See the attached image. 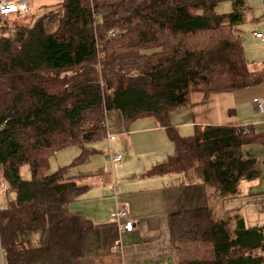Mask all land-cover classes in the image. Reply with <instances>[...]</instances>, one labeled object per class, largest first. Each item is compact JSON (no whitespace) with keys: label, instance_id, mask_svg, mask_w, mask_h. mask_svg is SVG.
I'll use <instances>...</instances> for the list:
<instances>
[{"label":"trees","instance_id":"obj_1","mask_svg":"<svg viewBox=\"0 0 264 264\" xmlns=\"http://www.w3.org/2000/svg\"><path fill=\"white\" fill-rule=\"evenodd\" d=\"M223 2L230 12H217ZM251 8L248 0H62L14 37H0V182L15 193L0 209L7 264H74L93 251L95 230L63 209L89 188L72 170L98 152L93 144L106 139L112 110L166 128L175 152L148 174L181 172L206 187L207 207L170 215L179 264H264V228L217 206L261 177V161L243 147L264 143V133L213 125L181 136L170 123L194 92L264 82L240 33ZM71 146L82 153L51 172L53 156ZM26 164L30 179L20 175ZM39 230L44 245L29 247L26 234Z\"/></svg>","mask_w":264,"mask_h":264},{"label":"crops","instance_id":"obj_2","mask_svg":"<svg viewBox=\"0 0 264 264\" xmlns=\"http://www.w3.org/2000/svg\"><path fill=\"white\" fill-rule=\"evenodd\" d=\"M19 1L26 2L28 12L12 14L8 19L0 16V37H14L19 26L33 25L42 12L62 0ZM261 20L264 23V18ZM262 31L264 29H251L250 35L242 39L243 44L253 37L260 39L264 52V39L255 36V33ZM246 56L252 71L264 69V57L252 58L251 55L249 60L247 51ZM258 64H263L262 68H257ZM256 97H264V82L209 96L194 92L189 107L170 112V123L181 136L193 134L197 126L213 125L243 126L262 134L264 112L255 107ZM109 114L114 116L108 117ZM107 129V133L116 134L111 146L123 155V159L111 161L107 138L93 144L98 152L91 164L73 173L80 175L89 188L63 209L64 216L79 219L86 229L95 230L93 251L76 259L74 264H179L184 258L183 249L180 245L173 247L170 215L207 207L209 199L205 185L191 182L181 172L148 174L154 166L163 163L175 152L166 128L154 117L126 122L120 111L112 110L107 113ZM262 146L264 148V143L243 147L246 156L261 161L259 180L244 182L240 196L217 205L221 213L241 215L245 226L251 228H264V156L261 157L258 150ZM12 197V194L0 193V207L7 208ZM120 209H127L134 220L131 232L121 229L111 218V213ZM26 236L31 248L43 246L47 239L44 230L30 232ZM262 254L264 256V252ZM0 264H7L1 246Z\"/></svg>","mask_w":264,"mask_h":264},{"label":"rangeland","instance_id":"obj_3","mask_svg":"<svg viewBox=\"0 0 264 264\" xmlns=\"http://www.w3.org/2000/svg\"><path fill=\"white\" fill-rule=\"evenodd\" d=\"M248 4L251 8V10L247 11V22H245L243 25L240 26V33L242 34L243 39L245 40L247 38V34L250 35L251 29L254 28H261L264 29V23L263 20H261L263 18V0H248ZM51 9H53V6L48 7L47 11L42 12V14L40 16H42L43 14L49 12ZM56 9H59L58 7H56ZM232 10V4L231 2H223L221 4H219V6L217 7V12L223 13V12H230ZM40 16H38L36 19H38ZM107 17H111V15H107ZM36 21V20H35ZM34 21V22H35ZM34 24V23H33ZM262 40L260 39H256V38H252L251 41L244 42V47L246 48L249 60H250V56L253 57H264V52L261 50V47H263ZM260 54H262L260 56ZM259 66H257V68H262L263 64H258ZM264 67V65H263ZM111 114H109L108 117H110ZM114 116V114L111 115V117ZM108 135V133H107ZM107 138V137H106ZM114 147V146H113ZM260 150V156L263 157L264 156V148L263 146L261 147ZM83 149L80 146H71L68 148H65L59 152H57V154H55L53 156V158L51 159V172L56 171L59 167L69 164L71 163L77 156H79L82 153ZM103 151V150H102ZM94 154L90 156V158L82 163L79 164L77 166L73 167L72 170V174L79 171L80 169H82L83 167L87 168L90 164L92 159H94ZM249 157V156H247ZM110 169V168H109ZM111 171V169H110ZM20 175L23 179H30L31 178V170H30V166L28 164L24 165L23 167H21V172ZM6 187V185H5ZM1 193H6V194H12V198L15 197V193L13 191H8L6 188L3 192Z\"/></svg>","mask_w":264,"mask_h":264},{"label":"built area","instance_id":"obj_4","mask_svg":"<svg viewBox=\"0 0 264 264\" xmlns=\"http://www.w3.org/2000/svg\"><path fill=\"white\" fill-rule=\"evenodd\" d=\"M264 2V0H263ZM28 12V5L24 1L19 0H0V16L4 19H8L12 14H26ZM117 32L114 30L109 32V35L115 36ZM257 38L264 39V31L255 33ZM255 107L258 111L264 112V97H256L254 98ZM116 139V134L108 133L107 142L110 145L108 148L111 161L116 162L123 159V155L121 153H117L111 143ZM5 184L0 182V193L5 190ZM6 207H0V209H5ZM111 218L115 220L121 227V229L131 232L134 228V220L129 214L127 209L114 210L111 213ZM1 246V245H0Z\"/></svg>","mask_w":264,"mask_h":264}]
</instances>
